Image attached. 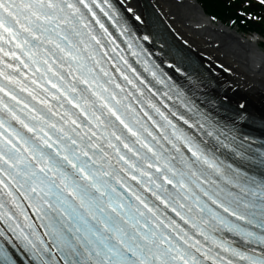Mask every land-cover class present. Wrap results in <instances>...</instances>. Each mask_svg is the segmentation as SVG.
Here are the masks:
<instances>
[{"label": "snow or ice", "instance_id": "1", "mask_svg": "<svg viewBox=\"0 0 264 264\" xmlns=\"http://www.w3.org/2000/svg\"><path fill=\"white\" fill-rule=\"evenodd\" d=\"M133 15L0 0V264H264V141Z\"/></svg>", "mask_w": 264, "mask_h": 264}, {"label": "bare ground", "instance_id": "2", "mask_svg": "<svg viewBox=\"0 0 264 264\" xmlns=\"http://www.w3.org/2000/svg\"><path fill=\"white\" fill-rule=\"evenodd\" d=\"M122 1L126 9H132L133 17L135 13L145 18L142 0ZM143 1L154 8L171 38L185 47L205 71L214 74L230 101L248 103L264 114V50L255 41L230 26L214 24L194 0ZM170 29L179 36L171 35ZM181 38L188 45H183Z\"/></svg>", "mask_w": 264, "mask_h": 264}, {"label": "trees", "instance_id": "3", "mask_svg": "<svg viewBox=\"0 0 264 264\" xmlns=\"http://www.w3.org/2000/svg\"><path fill=\"white\" fill-rule=\"evenodd\" d=\"M201 4L213 15H218L222 19L235 18L237 23L244 29L256 28L264 31V18L258 21L257 19H249L246 15L238 13V9L249 13L254 11V5L247 6L242 0H200Z\"/></svg>", "mask_w": 264, "mask_h": 264}]
</instances>
